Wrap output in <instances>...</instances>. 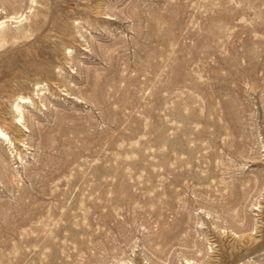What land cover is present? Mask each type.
<instances>
[{"label":"rangeland","instance_id":"rangeland-1","mask_svg":"<svg viewBox=\"0 0 264 264\" xmlns=\"http://www.w3.org/2000/svg\"><path fill=\"white\" fill-rule=\"evenodd\" d=\"M2 21L0 264H264V0Z\"/></svg>","mask_w":264,"mask_h":264},{"label":"bare ground","instance_id":"bare-ground-1","mask_svg":"<svg viewBox=\"0 0 264 264\" xmlns=\"http://www.w3.org/2000/svg\"><path fill=\"white\" fill-rule=\"evenodd\" d=\"M4 23H5V21L0 22V29L3 27ZM20 99H21V101L29 102V98H27V97H21ZM19 107H21V106H19ZM0 138L4 139L5 141H7V140L11 141L10 137L4 131H2V129L0 130Z\"/></svg>","mask_w":264,"mask_h":264}]
</instances>
